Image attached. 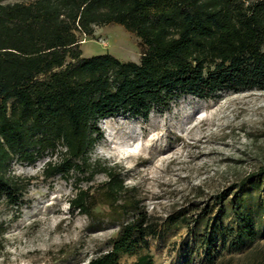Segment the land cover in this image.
Here are the masks:
<instances>
[{"label": "trees", "instance_id": "obj_1", "mask_svg": "<svg viewBox=\"0 0 264 264\" xmlns=\"http://www.w3.org/2000/svg\"><path fill=\"white\" fill-rule=\"evenodd\" d=\"M107 25L138 39V62L82 57L79 37ZM244 91H264V0H0V200L16 206L23 196V181L9 173L12 162L33 164L58 152L57 163H46L45 178L107 177L97 189H77L72 212L91 218L105 205L119 218L132 217L110 249L86 264H120L121 256L138 253L134 264H152L147 239L159 222L125 198L131 191L115 168L88 162L102 137L98 123L118 114L147 120L187 95L207 100ZM263 182L264 169L240 188L259 191ZM226 200L217 197L191 221L210 218L224 201L222 212L229 209L237 225V246L253 241L243 199ZM180 216L166 224L188 223Z\"/></svg>", "mask_w": 264, "mask_h": 264}, {"label": "rangeland", "instance_id": "obj_2", "mask_svg": "<svg viewBox=\"0 0 264 264\" xmlns=\"http://www.w3.org/2000/svg\"><path fill=\"white\" fill-rule=\"evenodd\" d=\"M79 40L84 58L140 59L138 39L119 25L95 27ZM98 127L102 137L88 162L115 168L131 191L125 198L159 222L147 239L152 264H264V186L240 188L264 169V91L222 92L207 100L187 95L147 120L118 114ZM59 160L58 152H47L33 164L12 162L9 173L24 190L16 206L0 200V264H86L108 251L120 225L131 220L105 205L91 218L72 212L77 189H97L107 177L97 173L88 180L87 173L70 172L45 178L46 163ZM223 196L243 199L242 211L257 233L253 241L237 246V225L229 209L222 212L224 201L210 218L191 221ZM177 213L188 223L168 226ZM139 254L119 262L134 264Z\"/></svg>", "mask_w": 264, "mask_h": 264}]
</instances>
